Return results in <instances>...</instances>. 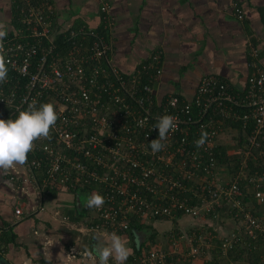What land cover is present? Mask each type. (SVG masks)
<instances>
[{"label":"built area","instance_id":"obj_1","mask_svg":"<svg viewBox=\"0 0 264 264\" xmlns=\"http://www.w3.org/2000/svg\"><path fill=\"white\" fill-rule=\"evenodd\" d=\"M11 1L22 29L3 41L9 71L0 84V119H15L33 101L37 107L52 103L59 116L49 138L35 142L23 165V182L33 183L39 197L38 211L45 210L42 197L54 191L87 197L96 192L105 203L83 208L79 232L127 235L139 225L172 221L180 212L182 218L202 219L196 245L190 241L182 248L181 241L167 237L166 248L133 253L135 264L209 258L211 232L218 230L207 217L219 220L217 208L231 215L233 231L264 240V68L256 46L249 50L243 90L206 75L190 101L178 93L158 101L153 87L161 75L160 55L121 73L105 34L82 30L59 37L69 44L59 51L55 35L61 31L53 28L60 22L50 0ZM233 7L242 20L237 4ZM100 10L105 25L107 7ZM163 115L175 117L177 128L164 149L153 153L149 144L158 138L154 126ZM201 130L209 136L197 148ZM14 214L19 217L21 209ZM233 231L223 237V255L234 246Z\"/></svg>","mask_w":264,"mask_h":264},{"label":"crops","instance_id":"obj_2","mask_svg":"<svg viewBox=\"0 0 264 264\" xmlns=\"http://www.w3.org/2000/svg\"><path fill=\"white\" fill-rule=\"evenodd\" d=\"M50 2L63 19L93 31L102 29L112 47V63L121 73L144 65L154 53L160 55L161 75L153 87L158 101L171 93L190 101L206 75L243 90L250 73L251 46L259 49L258 62L264 68V0ZM234 4L243 13L242 20L236 18ZM104 5L105 25L100 10ZM12 6L11 0H0V20L11 21ZM25 176L23 166L0 173V226L16 236V245L0 244V264H36L40 258L46 264H68L67 255L74 257L71 264H92L85 253L106 241L100 234L78 231L83 215L78 216L72 206L74 195L54 191L42 197L45 210L38 211L35 186L23 182ZM15 208L22 211L19 217ZM65 216L69 220H63ZM152 227L156 229V223ZM121 236L128 241V234ZM137 240L134 234L132 242Z\"/></svg>","mask_w":264,"mask_h":264},{"label":"clouds","instance_id":"obj_3","mask_svg":"<svg viewBox=\"0 0 264 264\" xmlns=\"http://www.w3.org/2000/svg\"><path fill=\"white\" fill-rule=\"evenodd\" d=\"M57 12L58 22L63 18L60 11ZM11 31L7 18L0 20V84L8 78V63L5 58L3 41ZM95 32V31H94ZM102 33V32H100ZM59 119L55 106L52 103H43L37 107L33 101L27 110H20L15 119H0V173L7 174L17 166H23L27 162L28 154L33 151L35 142L40 139H48L50 131L55 127ZM158 129V138L152 140L149 147L153 153L164 149V141L167 140L170 131L177 128L176 118L171 115H163L158 118L154 126ZM208 132L201 130L200 137L194 144L197 148L203 147L208 140ZM105 203V199L99 193L93 192L86 201L89 209H99ZM106 243L96 245L91 251L85 253L92 260V264H109L110 259L114 264H125L133 249L128 247L126 238L112 233L102 234ZM73 255L65 256V261L71 264Z\"/></svg>","mask_w":264,"mask_h":264},{"label":"trees","instance_id":"obj_4","mask_svg":"<svg viewBox=\"0 0 264 264\" xmlns=\"http://www.w3.org/2000/svg\"><path fill=\"white\" fill-rule=\"evenodd\" d=\"M12 9L13 10H11L12 11L11 21L9 22L11 31L8 33L7 36H11L13 33H15V31H21L22 29V26L20 25L19 20H18V12L16 11L14 6H12ZM78 30L94 32L93 30L85 27L84 25L75 24L73 19H63L61 23H57V25L54 26L53 31H61L59 34L55 35V38H56L55 43L60 44L59 51H65L69 47V44L68 43L63 44L62 39L60 40L59 37H62V35L67 33V31H78ZM101 30L102 29L97 30L95 32L100 33ZM102 33L105 34V32H102ZM219 151H220V154L218 155H221L220 160H222L225 148H222ZM79 194H82V193H79ZM85 195H87V193ZM215 212L216 213L220 212L219 218H218L219 221L220 219H223L224 220L223 222L229 221V225H231L230 220H229L231 218V215L226 210H224L223 208H217L215 209ZM84 213H85V210L83 209V210H80L77 214L78 216H82ZM181 214L182 212L178 214V218L173 219L171 221L173 227L169 232L166 233V235L167 237L173 236L174 239L179 240L181 242H185L186 240H188L189 243L191 241V244L196 245L197 241L195 239L200 235V233L202 234V229H201L202 227H196V228L194 227L191 229V231L186 232L187 234L184 233L183 231H181L180 226H179V222L180 220H182ZM207 218L209 219L208 221L214 220V217H212L211 219L210 217H207ZM145 229H149L150 231H152V235H150L148 242L149 244H154L155 238L157 237L158 232L152 226L145 227V226L139 225V226L134 227L133 231L130 233L132 240H133L132 234H135V231H142ZM205 229L209 231L213 230L211 227H207V226H205ZM231 231L233 230L230 229V232L227 233L228 237L229 235H231ZM211 233L214 235V237L211 240L213 246L210 251L209 259L206 257H203V258L197 257L203 261V264H222L219 260H224V259H226L227 262L231 261V263L233 264H246V263L262 264L263 263L264 261V240L263 239L258 238L256 240H252L251 238L245 236L241 230L240 231L235 230L233 231V233L236 234V238H235V242L233 241L234 243L232 244V246L233 245L234 246L228 251H226L227 253L225 254V256L227 258H223L224 252L222 251V249H223L224 238L222 236L221 237L219 236V231L218 232L212 231ZM1 243L5 245L7 244L16 245V236L12 233L11 229L2 230L0 234V244ZM144 247H149V245H144V243H141L140 246H136V247L132 246L133 253L139 254L140 251ZM186 249H188V247ZM191 260H194V259H190L189 262H185V264H190ZM132 261L133 259L131 257L130 262L132 264H135ZM35 263L36 264H46L42 258L38 259Z\"/></svg>","mask_w":264,"mask_h":264},{"label":"rangeland","instance_id":"obj_5","mask_svg":"<svg viewBox=\"0 0 264 264\" xmlns=\"http://www.w3.org/2000/svg\"><path fill=\"white\" fill-rule=\"evenodd\" d=\"M73 197L74 200H75V204L72 205L74 207H76V214L83 208L86 207V201H87V196L86 195H83V194H73ZM79 205V207H78ZM84 215V214H83ZM224 220L223 219H220L217 220V221H208L207 223H212V226L214 228H216L218 231H219V236L221 237H225V236H228L227 233L230 232V229H232L234 227V225H229V221H225L223 222ZM156 223V231L158 232V235L157 237L155 238V242L154 244H149V238H150V235H152V231H150L149 229H145V230H142V231H135V234H137V238H138V242H132V238L130 237V234H128L129 236V239H128V247H136V246H140L141 244L140 243H144V245H149V246H154V245H159L160 247H164L166 248L167 247V235L166 233L169 232L171 229H172V223L171 221H165L163 223H159L158 221L155 222ZM203 223L202 219L200 218L199 220H196V219H193L191 217H185V219L183 220H180L179 222V226H180V229L181 231H183L184 233L188 232V231H191L192 228H196V227H199L201 224ZM139 233V234H138ZM187 234V233H186ZM134 235V234H132ZM218 236V237H219ZM189 241L186 240L185 242H182L181 246L182 248L183 247H188V243ZM149 247H144L143 249L144 250H147ZM133 249V248H132ZM223 258H227L225 255H223ZM130 259V258H128ZM209 259V258H208ZM222 264H229L231 261L227 262L226 259L224 260H219ZM112 262V260H111ZM131 263L130 260H127L125 262V264H129ZM190 264H203V261L200 259V258H196L194 260H191ZM233 264V263H231ZM248 264V263H246ZM264 264V262L262 263Z\"/></svg>","mask_w":264,"mask_h":264}]
</instances>
